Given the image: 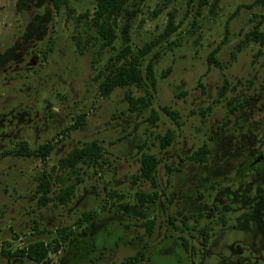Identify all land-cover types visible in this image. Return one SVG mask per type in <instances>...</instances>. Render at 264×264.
Masks as SVG:
<instances>
[{
	"label": "rangeland",
	"instance_id": "1",
	"mask_svg": "<svg viewBox=\"0 0 264 264\" xmlns=\"http://www.w3.org/2000/svg\"><path fill=\"white\" fill-rule=\"evenodd\" d=\"M254 1L131 0L107 45L95 0H0V247L48 246L44 263L0 253V264H122L135 253V264H264V26L263 42H245L262 11ZM127 21L142 82L101 95ZM91 142L97 162L60 165ZM203 144L204 162L185 159ZM142 152L158 160L155 186L139 176ZM154 192L151 203L136 196Z\"/></svg>",
	"mask_w": 264,
	"mask_h": 264
},
{
	"label": "trees",
	"instance_id": "2",
	"mask_svg": "<svg viewBox=\"0 0 264 264\" xmlns=\"http://www.w3.org/2000/svg\"><path fill=\"white\" fill-rule=\"evenodd\" d=\"M131 0H95V10L93 13V24L97 28V32L100 38L105 44L109 45L116 38V33L114 30V25L116 24L117 18L121 16L126 11V5ZM67 3V0H53V4L56 8H59L62 4ZM255 4L261 6L262 11L259 14H255L256 23L253 25L252 30L246 34L245 42L249 40L263 42V33L260 31V26H264V0H255ZM131 18V17H130ZM128 18V20H130ZM129 28V22L124 25L122 32L125 36V46L123 47L118 58H123V62L120 64L113 65L109 68L103 75L100 74L102 80L98 84V91L101 95H109L110 92L117 86H129L133 84H140L142 82V74L139 68V60L133 57L131 54V48L129 47V37L127 31ZM127 55H130L132 59H127ZM213 54H210V57ZM215 61V60H214ZM216 62V61H215ZM217 63V62H216ZM130 103H135L136 100L131 96L128 97ZM142 100V98H141ZM143 102V101H142ZM145 105V103H142ZM166 113L171 117H177V112L171 110L169 107L163 108ZM176 121V120H175ZM172 132L167 130L163 136L160 137L161 147H167L172 141ZM52 150V145L44 143L40 145L34 152L35 155L40 156L42 159ZM209 148L207 145L203 144L196 151L185 156V159L194 162H204L207 158V153ZM102 157L101 147L96 142L88 143L80 148H74L67 156L61 158L60 165L69 169H74L78 163H89L97 162V160ZM157 158L154 154L149 152H142L139 157V172L140 177L148 180L152 186L156 185L155 172L157 166ZM50 176L43 172L39 177L37 190L41 192L39 196V201L41 204L45 205L48 201L52 200L48 193L51 192ZM61 195L59 199L61 202L66 201L71 190L69 187L62 188L60 190ZM154 195V196H153ZM151 195L149 193H138L136 196L141 201L151 203L154 201L156 193ZM228 209V206L224 207ZM94 215V211L84 212L83 217L85 220L89 221ZM222 221L224 219L222 218ZM151 223V222H150ZM62 228L60 231V236L62 241L68 238L69 232H65L66 229ZM70 229V228H69ZM150 231V229H149ZM71 233V232H70ZM208 232L205 230L202 234V245L206 246L208 239ZM0 253L7 257L10 261L13 257H27L37 263H44L48 254V246L42 240H37L28 243L25 247L16 249L14 251L6 250L0 247ZM139 260L138 253L126 258L122 264H135Z\"/></svg>",
	"mask_w": 264,
	"mask_h": 264
}]
</instances>
